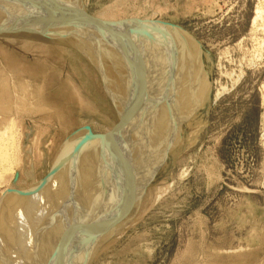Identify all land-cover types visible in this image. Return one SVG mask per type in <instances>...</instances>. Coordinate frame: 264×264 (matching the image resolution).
<instances>
[{"label":"rangeland","instance_id":"rangeland-1","mask_svg":"<svg viewBox=\"0 0 264 264\" xmlns=\"http://www.w3.org/2000/svg\"><path fill=\"white\" fill-rule=\"evenodd\" d=\"M77 4L82 9H63L65 15L75 18L79 13L77 19L98 20L96 27L159 26L185 32L193 39L208 86L207 97L180 125L176 154L168 152L166 163L147 186H136L135 196L124 202L129 205L128 226L119 235L114 229L108 235L100 229L99 237L83 250L87 254L81 253L79 264H264V0H78ZM11 8H6L11 15L34 11ZM257 10L262 17L256 20ZM8 16L0 18L1 24L8 22ZM35 16L18 28L31 25L38 19ZM72 16H68L70 31L76 26ZM96 33L105 41L116 35L106 29ZM19 37L21 45L7 44L0 36V65L14 77V84L20 79L42 85L44 99L37 104L40 108L34 105L38 110L32 114H11V167L0 180V227L25 204L45 195L65 143L92 138L107 141L114 149L113 144L127 139L123 119L138 117L136 112H126L125 117L119 107L114 108L108 93L112 75L107 79L86 54L61 40ZM139 141L134 144L139 148L137 165ZM115 166L118 169L117 162ZM79 192L75 188L66 198L83 193Z\"/></svg>","mask_w":264,"mask_h":264},{"label":"bare ground","instance_id":"bare-ground-1","mask_svg":"<svg viewBox=\"0 0 264 264\" xmlns=\"http://www.w3.org/2000/svg\"><path fill=\"white\" fill-rule=\"evenodd\" d=\"M77 2L0 0V18L10 15L5 20L8 22H4L6 25L0 22V36L7 44L18 45L16 36L21 38L28 34L33 41L61 40L67 43L65 45L80 50L107 79L108 74L112 75L108 79L112 94L108 93L113 97L114 108L119 107L123 115L134 112L138 117L123 119L128 125L127 139L113 144L114 149L109 142L92 138H78L65 143L47 179L45 195L25 204L14 218L0 227V264H79L87 254L83 250H87L93 239L99 237L100 229L107 235L110 229H114V235L121 234L130 223L127 216L129 205L124 202L135 196L136 186H147L154 173L166 163L168 152L176 154L180 146V125L201 104L208 91L200 59L198 61L195 56L193 39L185 32L159 26L129 28L97 24L96 27L95 21L98 20L77 19L80 14L76 12L75 18L68 15L74 18V23L76 21V26L72 23L75 27L71 32L65 12L82 9ZM6 6L22 12L25 7H30L34 11L33 14L11 15ZM258 10L255 19L261 16L262 12ZM32 15L38 19L20 30L18 25L26 18L31 19ZM11 23L21 34L20 31L15 34L18 29L11 28ZM105 29L116 35L107 41L96 35V31L99 33ZM11 78H14L11 73L0 65V180L11 167V114L22 115L38 110L37 104L41 97L44 99L41 96L42 85L39 87L20 79L14 84ZM34 105L38 107L35 109ZM119 113L122 121V113ZM136 139L140 140L139 146L142 147L138 165L137 160L134 161L138 148L134 146ZM128 160H132L130 164ZM116 162L118 169H115ZM75 188L83 193L66 198ZM76 253H84V256ZM75 254L78 257H74Z\"/></svg>","mask_w":264,"mask_h":264},{"label":"water","instance_id":"water-1","mask_svg":"<svg viewBox=\"0 0 264 264\" xmlns=\"http://www.w3.org/2000/svg\"><path fill=\"white\" fill-rule=\"evenodd\" d=\"M115 129H113V131H114ZM96 134H100V133H96ZM102 134V133H101Z\"/></svg>","mask_w":264,"mask_h":264}]
</instances>
